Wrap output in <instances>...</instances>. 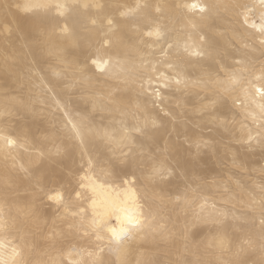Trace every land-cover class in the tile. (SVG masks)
I'll use <instances>...</instances> for the list:
<instances>
[{"label": "snow or ice", "instance_id": "1", "mask_svg": "<svg viewBox=\"0 0 264 264\" xmlns=\"http://www.w3.org/2000/svg\"><path fill=\"white\" fill-rule=\"evenodd\" d=\"M181 17L191 31L174 38L171 25ZM213 18L228 19L231 50L203 31L200 21ZM14 32L31 41L39 57L34 63L49 64L45 52L54 57L52 75L69 89L87 92L93 111L72 117L70 92L68 103L58 105L63 118L53 113L51 130L37 136L13 119L20 108H0V264H132L133 252L148 243L159 250L158 258L141 253L135 264H264V168L258 183L245 180L243 155L255 147L264 154V0H0L6 45ZM63 41L77 46V59L66 60ZM8 59L6 52L5 71ZM145 76L157 87L142 100ZM130 81L141 82L135 98L127 91ZM101 82L106 87L97 91ZM173 88L198 98L200 116L192 129L165 104ZM237 105L244 117L239 137L227 119ZM20 106L34 110L22 100ZM97 110L109 112L111 120L97 123ZM22 153L36 167L18 166ZM229 153V171H237L212 193L200 174L201 160L211 155L223 164ZM25 185L27 195L20 197ZM168 204L183 216L172 220Z\"/></svg>", "mask_w": 264, "mask_h": 264}, {"label": "bare ground", "instance_id": "2", "mask_svg": "<svg viewBox=\"0 0 264 264\" xmlns=\"http://www.w3.org/2000/svg\"><path fill=\"white\" fill-rule=\"evenodd\" d=\"M55 2V0H53ZM61 3H89V4H124V5H135L137 0H59ZM143 2V0H142ZM149 3L153 4H175V3H192L195 0H147ZM206 3H232L237 2V0H203ZM239 2H247V0H239ZM93 12L96 9H92ZM118 15V14H117ZM198 19V17H197ZM200 25L203 28L204 32H207L209 36L213 37L221 48H229L231 50V44L229 43L232 39L231 25L227 18L225 19H208L200 21ZM171 27L174 28L173 37L177 35L185 34L187 31H191V25L188 24V21L181 17L177 19ZM129 35H133L135 32V25L129 23L127 29ZM192 40L194 42H199L197 35L193 34ZM258 44V40H257ZM81 46L86 48L87 43L81 42ZM60 47L64 49V55L67 61H73L77 59L79 49L72 41H63L60 44ZM152 51H156V46L153 47ZM8 54V63L10 65L9 69L5 71L4 67V58L5 53ZM260 53L257 50L254 53V56L259 57ZM43 58L49 61V64L55 65L56 60L54 57H49L47 53H43ZM161 56L158 53L157 59H160ZM34 59H39V57H34L32 54L31 41L25 37L23 32L16 33L14 32L11 36L10 42L6 45V42L0 38V108H3L5 103L13 105L17 108H20V115L13 116V119L17 121L18 125L25 126L28 125L31 127V131L37 136H40L44 133L45 129L51 130V123L55 113L58 119L63 118V112L59 108H63L65 104L68 103L69 93H75L71 97V104L69 110L71 111V116L78 118V113L83 114L82 110L87 109L88 112H92V104L88 100V93L78 91L76 88L69 89L66 87V82L57 81L56 78L52 75V72L49 70V64H39L34 63ZM193 59H196L193 57ZM229 63H234V61L229 60ZM259 65L260 60L255 61ZM40 68H43L44 71H39ZM131 70V69H130ZM39 72V75H37ZM40 76H44V79L41 80ZM144 95L141 96V99H146L148 94L152 92L154 88L157 87L155 81L151 85L148 83L147 76L144 77L143 81ZM106 87L102 85V82L97 86V91L100 87ZM128 93L135 98L137 94L141 92V82L130 81L129 88L127 89ZM175 95L166 98L165 104H168L171 109L174 110L176 116L179 120L185 121L187 126L192 129L193 125L198 121L200 113L196 111L198 107V98L194 93L186 92L179 93L175 92L173 88L171 90ZM204 93H201L203 95ZM182 97L181 99H177ZM24 101L28 104L34 105V110H25L20 106V101ZM232 101L229 100V104ZM59 105V108H58ZM152 104H148V108L152 109ZM159 111V108L156 109ZM97 123L107 124L111 120V115L107 111L93 112ZM162 115V114H161ZM233 116H235V123L233 124ZM229 124H232V135L239 137L242 134V124L241 121L244 120L243 114L240 111L239 106L233 108V111L228 113L227 116ZM250 123V122H248ZM62 127V125H60ZM212 127V125H209ZM171 128V124H169ZM199 132L200 129H194ZM205 138L208 137L209 131L208 127L203 129ZM223 132V129H221ZM211 135L216 136L217 133L213 131ZM228 135V133H224ZM238 148L239 145H236ZM195 152V148H193ZM244 160L246 163L247 171L244 174V179L249 181L259 182L261 178V169L264 168V154L261 153L259 147H255L252 150H245ZM35 151L32 152V157L34 158ZM79 163V156L77 154V164ZM23 164L25 167H36L35 163L32 162L29 153H22L18 158V166ZM201 164L203 165L200 168V174L207 181L208 188L210 192L214 193L216 191L217 184L223 185L228 182L229 176L232 175L233 171L236 169L231 168V153H229L226 162L221 164L218 163L216 158L211 155H204ZM235 179V177H233ZM4 180V167L3 162L0 161V189L3 187ZM215 181L216 183H213ZM25 186L20 188L19 195L24 197L27 195L25 191ZM174 209V204L167 205V211L172 213V220H175L176 215L179 214L183 216V212L179 208ZM51 211L49 210V215L47 219L51 223ZM168 221L167 215L165 216L164 222ZM258 224V219H257ZM170 226V225H169ZM158 251L151 243L146 244L143 248L138 251H134L130 256L132 264H135L136 259L140 257L143 253L144 258H158Z\"/></svg>", "mask_w": 264, "mask_h": 264}]
</instances>
